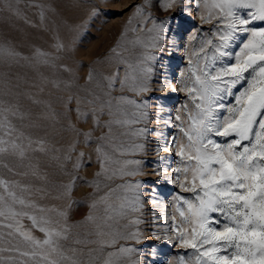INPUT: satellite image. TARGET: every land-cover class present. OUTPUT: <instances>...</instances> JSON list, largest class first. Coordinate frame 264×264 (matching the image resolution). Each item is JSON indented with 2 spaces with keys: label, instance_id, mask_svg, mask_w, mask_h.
I'll use <instances>...</instances> for the list:
<instances>
[{
  "label": "snow or ice",
  "instance_id": "1",
  "mask_svg": "<svg viewBox=\"0 0 264 264\" xmlns=\"http://www.w3.org/2000/svg\"><path fill=\"white\" fill-rule=\"evenodd\" d=\"M31 7L39 9L41 24L47 11L55 12ZM127 11L99 91L86 88L85 96L65 101L76 117L69 116L76 139L64 157L71 179L60 185L66 208L40 203L47 187L0 173V264H264V0H140ZM100 14L93 5L87 23ZM53 38L52 47L64 51L58 32ZM178 52L184 67L177 76ZM0 56L29 59L8 45H0ZM32 58L48 64L58 57L33 45ZM94 79L90 66L86 84ZM156 92L183 93L184 102L171 107ZM24 118L17 106L0 104V169L12 176L29 172H17L10 158L25 166L29 152L48 151L45 139L16 126ZM89 121L87 131L79 127ZM81 143L92 153L78 150ZM150 144L157 180L146 200L145 182L135 177L145 175ZM165 153L177 158L174 167ZM93 164L92 179L79 176ZM78 181L91 191L73 200ZM167 185L178 189L170 202L162 198ZM81 204L87 212L72 221L73 206ZM82 226L93 230L73 231ZM144 226L160 242L146 253ZM69 241L73 246L65 247ZM167 245L184 254L167 258Z\"/></svg>",
  "mask_w": 264,
  "mask_h": 264
},
{
  "label": "rangeland",
  "instance_id": "2",
  "mask_svg": "<svg viewBox=\"0 0 264 264\" xmlns=\"http://www.w3.org/2000/svg\"><path fill=\"white\" fill-rule=\"evenodd\" d=\"M139 2L140 0H0V45L13 47L15 51L29 58L25 60L20 57L0 56V104L17 106L20 112L25 114V118L15 120L16 126L33 139H45L48 147V151L44 153L29 152V159L23 162L25 166H21L20 162L14 158L9 159V163L16 168L17 172L28 171L29 175L12 176L3 169H0V173L9 179L20 180L22 183L47 187L49 191L46 197L40 200V203L46 206L66 208L69 202L60 185L71 179L72 165L70 162H65L64 157L69 153V145L76 139L75 131L69 127V116L73 122L76 117L74 113L66 112L65 101L70 95L85 96L84 89L86 88L99 91L97 80L101 74L109 71V65L104 62L107 59L106 54H109V50L114 46L121 26L130 15L127 6ZM33 4L53 6L55 12L47 11V19L44 24H41L39 9L31 7ZM93 5L100 7L101 14L88 24L89 13ZM121 12L122 15L118 14ZM31 24H35L36 27H32ZM56 32L65 46L62 52H57L52 47L56 42L53 38ZM33 45L53 53L58 58L48 64L37 63L32 58ZM70 45L75 48L74 52L69 50ZM182 55L183 52H178L174 58L177 76L179 70L184 67V61L180 59ZM61 65H67L71 72L64 71ZM90 66L95 69L97 79L88 85L85 78ZM67 82L71 83V87L66 86ZM161 95L168 96L167 103L171 107L178 108L184 102L183 93H155V96ZM34 99L39 103H34ZM227 102L234 103V100L229 98ZM91 126V121L79 125L84 131ZM149 126L155 127L154 124ZM175 131L171 129L172 134ZM151 139L154 141L155 137ZM153 147L154 144H150L148 154L142 157L147 162L144 165L145 175L135 177L145 182L146 200L153 188L151 182L157 180V177L152 174L154 168L152 162L156 159L152 151ZM78 150L92 153V148L84 147L83 143ZM163 155L170 157L174 167L177 158L168 153ZM72 156L75 159L74 153ZM57 157L59 159H56ZM29 164L37 167L41 176L46 175L47 181L32 175L27 167ZM61 164H64V167H61ZM95 170L96 165L93 164L80 171L79 176L90 180ZM115 183H122V181L118 180ZM90 191L91 189L86 187L82 181H78L72 192V199L82 200ZM176 191L178 189L174 186L167 185L162 189V198L170 202L171 196ZM34 198L39 200V196ZM147 207L150 208L151 205ZM86 212L87 207L84 204L79 207L73 206L72 221L80 220ZM146 218L150 219V213L146 214ZM92 230L91 226H82L73 231L83 233ZM144 230L145 240L140 247H143L146 253L151 245L160 242L148 234L150 229L147 226H144ZM72 246L71 241L65 244V247ZM91 247L96 248L98 245ZM177 254L183 255L184 250L170 245L165 246L164 255L167 258L176 259ZM81 259H87V252ZM96 264H100V260H97Z\"/></svg>",
  "mask_w": 264,
  "mask_h": 264
}]
</instances>
